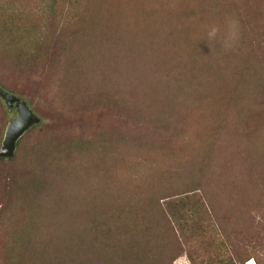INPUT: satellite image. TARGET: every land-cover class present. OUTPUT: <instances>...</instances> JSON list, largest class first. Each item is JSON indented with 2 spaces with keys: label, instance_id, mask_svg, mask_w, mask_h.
Segmentation results:
<instances>
[{
  "label": "trees",
  "instance_id": "obj_1",
  "mask_svg": "<svg viewBox=\"0 0 264 264\" xmlns=\"http://www.w3.org/2000/svg\"><path fill=\"white\" fill-rule=\"evenodd\" d=\"M229 20L231 48L207 40L209 25ZM49 59L63 62L53 71L66 87L89 68L106 127L46 126L43 146L103 150L91 162L106 158L96 172L119 185L91 195L62 246L42 214L61 212L67 187L26 172L0 208V264H172L183 246L161 201L196 192L220 234L241 243L240 263L264 264V0H0V86ZM43 77L53 104L58 84Z\"/></svg>",
  "mask_w": 264,
  "mask_h": 264
},
{
  "label": "rangeland",
  "instance_id": "obj_2",
  "mask_svg": "<svg viewBox=\"0 0 264 264\" xmlns=\"http://www.w3.org/2000/svg\"><path fill=\"white\" fill-rule=\"evenodd\" d=\"M54 9V11H61L57 7ZM89 44L93 47L95 41L89 40ZM97 57L92 53L87 62L91 61L92 65L97 66ZM48 63H50V59L45 61L42 67L36 68L34 72L31 68H27L21 73L9 74L4 82L6 89H3L24 99L40 121L30 126L22 134V138L19 137V139L21 138L20 144H16L13 154L9 156L11 157L10 160H0V208L4 206L3 202L13 189L16 190L17 181L22 179L28 171L29 173L38 171L36 173L41 177L43 176L44 182L53 180L61 186H66L68 192L59 194L60 198L56 202V205L61 206L62 213L48 211L42 214V218L45 216V225H51L58 234H55L56 243L63 246L66 242L68 244L72 241L75 242L74 238L75 234L79 233V226L77 228L74 226V220H77L78 216L87 217L83 211L86 212V208L91 207L88 201L91 195L95 196L100 189L102 193L105 192L103 197H106L107 193L111 192V188L119 185V180L117 181L113 175H108L105 177L107 179L103 181L97 174L98 166L105 165L108 161L106 158L97 163L91 161L97 157L98 153H104L103 150L99 152L94 147L93 153L92 150L89 151L90 153L87 150H82L75 155L67 156L54 151L56 146L54 144L43 146L45 134L51 133L53 129L56 131L61 129L67 132L75 127H83L86 131L106 127L104 123H100L101 115H104L106 109L103 111L102 108L94 104L96 91L94 82L89 79L91 76L89 68L87 67L85 71L84 69H77L73 85L66 87L58 78L60 73L56 74L53 71L64 68L61 64L63 62L59 59L53 64L48 65ZM43 74L58 84L56 86L58 92L55 93L58 100L53 104L46 99L42 81L44 79ZM60 83L66 87L63 91ZM125 100L114 103L112 111L115 106L119 105L116 107L118 112V107L121 108L120 105L122 106ZM14 110V106L8 108L0 98V142L7 122L14 115ZM40 124L41 126H38ZM33 126L34 128L28 131ZM46 126L49 127V132H46ZM159 141L161 140L159 139ZM40 146L43 147L39 149ZM36 163L42 165V169L37 167ZM137 170H141V167ZM113 172H115V168H113ZM234 174L237 176L236 169H234ZM176 189L178 191V188ZM161 202L164 207L171 211L174 230L183 246L182 253L175 258L172 264H242L239 261L241 243L220 234L214 222L215 214L211 211L204 197H201L198 192L187 193V195L174 198L170 197ZM76 206L82 210L72 212ZM65 209L70 210V212L67 211L64 216L63 211ZM231 211H234V208ZM69 217H71L69 223L73 224L70 226L66 221ZM43 229L45 230L44 226ZM255 239L258 244H261V240L264 243V234L261 236L257 234ZM244 264L257 263L254 258L250 257L246 259Z\"/></svg>",
  "mask_w": 264,
  "mask_h": 264
},
{
  "label": "water",
  "instance_id": "obj_3",
  "mask_svg": "<svg viewBox=\"0 0 264 264\" xmlns=\"http://www.w3.org/2000/svg\"><path fill=\"white\" fill-rule=\"evenodd\" d=\"M0 98L4 104L15 107L13 117L7 122L0 142V156H11L19 137L34 123L40 121L24 99L8 93L0 87Z\"/></svg>",
  "mask_w": 264,
  "mask_h": 264
},
{
  "label": "clouds",
  "instance_id": "obj_4",
  "mask_svg": "<svg viewBox=\"0 0 264 264\" xmlns=\"http://www.w3.org/2000/svg\"><path fill=\"white\" fill-rule=\"evenodd\" d=\"M239 25L235 20H229L226 28L222 31L216 24H211L207 28L206 38L208 41L215 42L220 40L223 47L231 48L238 39Z\"/></svg>",
  "mask_w": 264,
  "mask_h": 264
}]
</instances>
